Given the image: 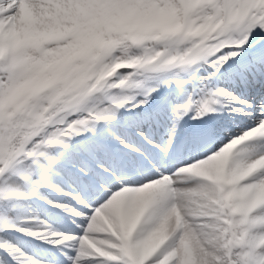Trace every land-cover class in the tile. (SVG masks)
I'll return each mask as SVG.
<instances>
[{
  "label": "snow or ice",
  "instance_id": "6c2138e0",
  "mask_svg": "<svg viewBox=\"0 0 264 264\" xmlns=\"http://www.w3.org/2000/svg\"><path fill=\"white\" fill-rule=\"evenodd\" d=\"M0 264H264V0H0Z\"/></svg>",
  "mask_w": 264,
  "mask_h": 264
}]
</instances>
